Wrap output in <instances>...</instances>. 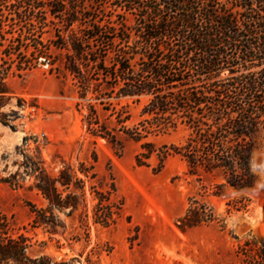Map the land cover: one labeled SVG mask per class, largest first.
<instances>
[{
  "label": "trees",
  "instance_id": "obj_1",
  "mask_svg": "<svg viewBox=\"0 0 264 264\" xmlns=\"http://www.w3.org/2000/svg\"><path fill=\"white\" fill-rule=\"evenodd\" d=\"M112 1L111 9L123 11L121 16L111 14L106 25L94 20L89 27L81 23L77 28L81 18L94 19L80 0H14L12 7L21 24L20 36L35 42L30 45L33 60L45 58L51 72L70 77L79 98L88 101L83 123L89 135L121 152L119 133L124 134L140 146L138 166L150 167L151 159H158L154 173L179 157L190 175L218 172L232 188H253L257 176L252 155L264 151V0ZM42 11L62 23L56 44L63 51L58 68L50 48L38 41L45 27L55 25L38 16ZM126 14L136 16L134 25L119 19ZM31 62L18 70L30 69ZM5 79L0 71V95L7 93ZM122 100L141 105L139 121L132 127L129 104L117 108ZM97 106L111 113L114 128L102 123ZM159 137H175L177 142L158 145L152 139ZM93 167L81 163L79 170H72L66 165L52 176L40 163L34 164L33 187L47 202L42 208L29 204L34 229L58 234L65 227L60 215L77 213L87 228L90 218L105 228L116 224L121 208L114 210L115 183L95 186L98 174ZM88 187L94 202L91 217ZM188 201L177 222L184 232L203 225L226 231L228 216L247 211L249 199L227 202L224 217L195 196ZM262 215L264 224V196ZM233 238L238 243L237 264H264V234ZM30 248L31 239L11 233L0 214V264L74 263L32 255Z\"/></svg>",
  "mask_w": 264,
  "mask_h": 264
},
{
  "label": "rangeland",
  "instance_id": "obj_2",
  "mask_svg": "<svg viewBox=\"0 0 264 264\" xmlns=\"http://www.w3.org/2000/svg\"><path fill=\"white\" fill-rule=\"evenodd\" d=\"M86 5L93 20L77 22L89 27L94 20L106 25L114 13L112 0H80ZM14 0H0V71L6 73L5 95H0V214L11 233L31 239L32 255L46 254L56 260H74L73 264H237V241L252 234H264L262 201L264 196V151L252 155L251 165L257 176L253 188L235 189L226 184L218 172L188 174L186 164L179 157L170 158L159 173H154L158 159L154 156L150 167H140L135 157L141 151L139 144L119 133L123 150L117 151L105 139L94 138L84 127L88 101L81 100L73 80L51 72L45 58L33 60L32 41L20 36L12 4ZM39 17L52 20L44 29L39 42L50 48L49 55L62 65V50L56 47L58 30L62 23L49 14ZM129 25L136 23L134 14L123 15ZM23 25V24H22ZM34 26L40 27L35 21ZM29 47H26V45ZM50 46V47H49ZM31 60L30 69L19 71L21 64ZM47 65H42V61ZM6 70V72H5ZM89 94L88 98H91ZM95 102V101H93ZM114 104L118 102L113 100ZM129 102V103H128ZM80 104V105H79ZM129 104L133 119L139 121L141 105L122 100L117 106ZM100 119L114 128L110 112L97 106ZM26 139V141H25ZM158 145L177 142V138H154ZM94 156L97 162H94ZM40 163L44 170L57 176L69 165L79 170L81 163L93 167L98 174L95 186L107 188L114 181L116 193L114 210L121 208L115 225L89 227L81 223L80 214L60 218L65 227L51 235L44 229H34L29 204L45 207L47 202L33 187L31 170ZM87 202L92 216V197L89 187ZM195 196L207 203L217 215H226V204L242 197L249 199L247 211L233 212L227 218V230L217 225H203L182 231L178 220L189 207V198Z\"/></svg>",
  "mask_w": 264,
  "mask_h": 264
},
{
  "label": "water",
  "instance_id": "obj_3",
  "mask_svg": "<svg viewBox=\"0 0 264 264\" xmlns=\"http://www.w3.org/2000/svg\"><path fill=\"white\" fill-rule=\"evenodd\" d=\"M42 65H47V62L44 60V61H42Z\"/></svg>",
  "mask_w": 264,
  "mask_h": 264
}]
</instances>
